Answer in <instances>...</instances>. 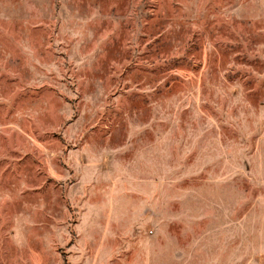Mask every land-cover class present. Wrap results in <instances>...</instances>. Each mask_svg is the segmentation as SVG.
I'll use <instances>...</instances> for the list:
<instances>
[{
  "label": "rangeland",
  "instance_id": "374dc122",
  "mask_svg": "<svg viewBox=\"0 0 264 264\" xmlns=\"http://www.w3.org/2000/svg\"><path fill=\"white\" fill-rule=\"evenodd\" d=\"M0 264H264V0H0Z\"/></svg>",
  "mask_w": 264,
  "mask_h": 264
}]
</instances>
